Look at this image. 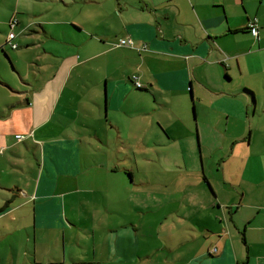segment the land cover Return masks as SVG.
I'll return each instance as SVG.
<instances>
[{
  "label": "crops",
  "instance_id": "crops-1",
  "mask_svg": "<svg viewBox=\"0 0 264 264\" xmlns=\"http://www.w3.org/2000/svg\"><path fill=\"white\" fill-rule=\"evenodd\" d=\"M35 2L47 8L36 10ZM228 6V0H30V28L40 25L32 32L34 40L44 39L34 47L38 64L32 77L30 66H17L23 55L30 57V37L17 42L14 34L12 43L22 50L6 57L12 73L0 58V264L87 262L66 234L94 227L68 219L65 208L73 209L75 200L83 204L84 175L99 167L108 179L114 169L109 157L85 162V150L101 151L108 144L101 135L120 132L122 117H143L138 103L143 93L162 107L179 105L174 123L158 121L172 143L177 129L189 133L187 91L201 109L195 120L202 160L206 150L223 173L222 180L203 175L212 195L193 193L184 201L188 230L199 229L202 237L190 235L188 264H264V150L253 148L252 137H246L247 130H259L254 119L257 104L264 103V17H254L258 34L252 36V14L233 24ZM46 11L54 20H31ZM17 22L25 28L21 17ZM128 38L133 48L119 46ZM142 46L146 49L140 51ZM0 51L6 54L2 46ZM219 64L223 78L215 70ZM220 182L224 201L214 185ZM128 231H115L123 250H129L123 238ZM38 237L53 240L41 245L42 256Z\"/></svg>",
  "mask_w": 264,
  "mask_h": 264
},
{
  "label": "rangeland",
  "instance_id": "rangeland-1",
  "mask_svg": "<svg viewBox=\"0 0 264 264\" xmlns=\"http://www.w3.org/2000/svg\"><path fill=\"white\" fill-rule=\"evenodd\" d=\"M228 1L227 15L233 24H240L241 17H246L248 13L252 14V18L257 17L258 20L264 17V3L259 4L258 0L257 2L254 0L253 3L248 0L245 7L239 3L236 5L234 0ZM34 6L39 11L47 8L44 2H35ZM257 6L258 14H254ZM29 12L30 0H0V46L11 58L12 53L20 52L22 48L11 49L6 44L8 33L13 31L17 42L28 41L30 37V44H33L30 45V57L23 55L17 62V66L24 68L30 66V77H32L38 64L33 60L36 55L34 47L38 45L37 41L44 39L34 40L37 38L33 37L32 32L39 31L40 25L30 28ZM59 16L63 17L62 14ZM20 17L25 22V28L15 25L11 30L9 24L13 21L17 24ZM53 17L51 12L46 11L31 20L34 23L44 22ZM49 26L54 27L52 24ZM0 58L6 71L12 73V64L1 51ZM215 70L222 75V78L224 77V73H221L224 71L223 65L219 64ZM14 75L17 77L16 72ZM139 98L138 103L145 113L143 117L137 120H126L122 117L123 128L120 132L113 130L114 133L111 131L108 136L101 135L105 141L108 140L106 141L108 144L101 147V151L94 153L85 150L87 153V155L84 153L87 156L84 157L85 162L109 157L106 161L112 165L114 172H110L106 179L103 176L105 171L99 167H95V170L90 173L86 171L88 175H84L80 183V186L85 189L79 194L83 197V204L75 200L73 209L69 208V204L66 205L68 219L80 222L81 225L89 224L94 227L91 228V232L83 230L78 232L74 229L67 231V240L74 242L72 245L75 252L85 256L83 258L87 261L79 264H188L190 249L187 244L191 242L190 235H195L198 240L202 239L199 229L195 234L188 230L190 222L186 215L189 213V207L184 201L189 200L193 193H196L197 197L202 194L208 196L209 189L202 182L203 175L208 178L213 175L222 180L223 173L216 158L208 159L206 150L205 160H202L203 150L197 129V118L195 120L197 111L201 113L200 106L187 91L185 116L189 133L184 131L182 134L180 133L182 130L177 129L175 133H172L175 141L170 143L168 135L158 121L166 125L164 120L167 118L170 123H174L173 115L178 113L177 102H171L169 107H162L155 102L150 93H143ZM257 110L260 113L254 121L260 128L252 134H249L247 130L246 137L248 139L252 137L253 148L264 150L263 102L257 104ZM178 131L180 132L177 133ZM188 138H191V142ZM257 163L254 165L259 167ZM182 178L185 183H179ZM214 185L220 201H224L221 188L225 185L221 182L219 185ZM212 190L217 198L216 192L213 188ZM202 213L208 215L207 211L199 214ZM119 227L130 230L123 237L130 242L129 250H123L122 246L115 242L117 235L115 231ZM24 240H27L26 235ZM52 241H41L38 237L37 253L40 256L45 255L46 251L43 250L45 247L41 245H50ZM111 241L115 249L111 248ZM26 248L27 245L23 244L19 250L20 261L25 256ZM67 252L69 254V247ZM66 264L76 263L69 262L67 259Z\"/></svg>",
  "mask_w": 264,
  "mask_h": 264
},
{
  "label": "built area",
  "instance_id": "built-area-1",
  "mask_svg": "<svg viewBox=\"0 0 264 264\" xmlns=\"http://www.w3.org/2000/svg\"><path fill=\"white\" fill-rule=\"evenodd\" d=\"M256 19L254 18L251 22H249V25H248V28H249V31L250 33L252 34V36H257L258 34V31H257V25H256ZM16 25V22L13 21L9 24L10 26V29L12 30L14 28V26ZM14 39V33L13 31L9 32L8 34V45L12 48V49H17V46L15 44L12 43V40ZM119 46H123V47H128V48H133L134 47V41L132 39H121L119 40ZM145 46H142L139 48V50H145ZM136 77L133 76L132 77V80H135ZM135 86L137 88H140L141 85L139 83H136L135 82ZM15 138L17 140H21L22 139V136L20 135H16Z\"/></svg>",
  "mask_w": 264,
  "mask_h": 264
},
{
  "label": "water",
  "instance_id": "water-1",
  "mask_svg": "<svg viewBox=\"0 0 264 264\" xmlns=\"http://www.w3.org/2000/svg\"><path fill=\"white\" fill-rule=\"evenodd\" d=\"M5 56L7 57V55L5 54ZM8 59V58H7ZM9 60V59H8ZM255 105V103L253 104V106Z\"/></svg>",
  "mask_w": 264,
  "mask_h": 264
},
{
  "label": "flooded vegetation",
  "instance_id": "flooded-vegetation-1",
  "mask_svg": "<svg viewBox=\"0 0 264 264\" xmlns=\"http://www.w3.org/2000/svg\"><path fill=\"white\" fill-rule=\"evenodd\" d=\"M9 46V45H8ZM10 47V46H9ZM11 48V47H10ZM12 49V48H11Z\"/></svg>",
  "mask_w": 264,
  "mask_h": 264
},
{
  "label": "trees",
  "instance_id": "trees-1",
  "mask_svg": "<svg viewBox=\"0 0 264 264\" xmlns=\"http://www.w3.org/2000/svg\"><path fill=\"white\" fill-rule=\"evenodd\" d=\"M3 209V208H2Z\"/></svg>",
  "mask_w": 264,
  "mask_h": 264
}]
</instances>
